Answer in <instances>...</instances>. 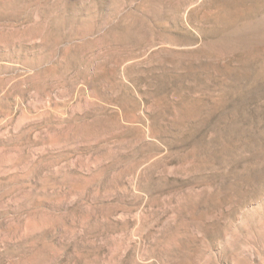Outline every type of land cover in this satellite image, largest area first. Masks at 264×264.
Returning <instances> with one entry per match:
<instances>
[{
	"label": "rangeland",
	"instance_id": "rangeland-1",
	"mask_svg": "<svg viewBox=\"0 0 264 264\" xmlns=\"http://www.w3.org/2000/svg\"><path fill=\"white\" fill-rule=\"evenodd\" d=\"M0 264H264V0H0Z\"/></svg>",
	"mask_w": 264,
	"mask_h": 264
}]
</instances>
